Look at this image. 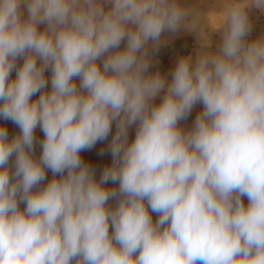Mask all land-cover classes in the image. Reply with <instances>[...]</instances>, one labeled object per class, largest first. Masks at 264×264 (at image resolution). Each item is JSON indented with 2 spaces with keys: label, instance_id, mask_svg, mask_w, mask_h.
Masks as SVG:
<instances>
[{
  "label": "clouds",
  "instance_id": "9594fccd",
  "mask_svg": "<svg viewBox=\"0 0 264 264\" xmlns=\"http://www.w3.org/2000/svg\"><path fill=\"white\" fill-rule=\"evenodd\" d=\"M253 9L264 0H232L210 47L183 0H0V119L19 128L10 139L0 126V264H264ZM180 31L200 46L169 80L151 53ZM113 125L97 180L81 152Z\"/></svg>",
  "mask_w": 264,
  "mask_h": 264
},
{
  "label": "rangeland",
  "instance_id": "374dc122",
  "mask_svg": "<svg viewBox=\"0 0 264 264\" xmlns=\"http://www.w3.org/2000/svg\"><path fill=\"white\" fill-rule=\"evenodd\" d=\"M189 6H195L198 12L201 14L199 27H200V42L208 46L215 47L219 43L220 36L216 31L220 16L226 6L232 2V0H183ZM250 18L253 23V33L255 38L260 35H264V12L253 9L250 13ZM164 42L161 44L158 51L151 53L153 64L150 68L151 72L159 71L167 79H171L170 73L173 71L177 60L182 56H193L199 48L197 34L194 32L180 31L176 34H166L164 36ZM123 47V44L121 45ZM15 72H13V77ZM46 76L51 79V73L46 72ZM78 83V81H77ZM50 89V83H49ZM163 93L161 94V96ZM37 98V97H36ZM160 102V97L155 101ZM203 110L202 104L194 106L191 114L184 121H181L180 126L185 129H190L194 123L196 116ZM115 134V125H113L112 133L108 139L98 142L91 150L81 152V157L85 163L89 164L95 169L96 178L99 180L103 169L109 166L112 162L111 153L108 151L112 135ZM36 145L35 155L37 158L41 154L40 142L43 140V132L37 128L36 130ZM135 137V126L129 130V140L131 141ZM10 139L12 137H9ZM52 179V173L48 171L46 173V180ZM106 187H117L109 183ZM111 206H115L116 201L109 202ZM155 214V213H154ZM153 218V217H152ZM154 220V218H153ZM111 231V228H110Z\"/></svg>",
  "mask_w": 264,
  "mask_h": 264
},
{
  "label": "trees",
  "instance_id": "16d2710c",
  "mask_svg": "<svg viewBox=\"0 0 264 264\" xmlns=\"http://www.w3.org/2000/svg\"><path fill=\"white\" fill-rule=\"evenodd\" d=\"M33 99H36V97H33ZM0 126H4L8 129L9 137H14L15 135L19 133V128L15 124H13L11 121H5L3 119H0ZM44 184L46 183L44 182ZM244 202L247 203L246 198H244ZM21 207H23V205H21ZM152 217L154 218L153 221L158 219V216L154 213L152 214Z\"/></svg>",
  "mask_w": 264,
  "mask_h": 264
},
{
  "label": "built area",
  "instance_id": "2783aa9c",
  "mask_svg": "<svg viewBox=\"0 0 264 264\" xmlns=\"http://www.w3.org/2000/svg\"><path fill=\"white\" fill-rule=\"evenodd\" d=\"M255 39V34L253 32H251L250 36H249V40Z\"/></svg>",
  "mask_w": 264,
  "mask_h": 264
}]
</instances>
